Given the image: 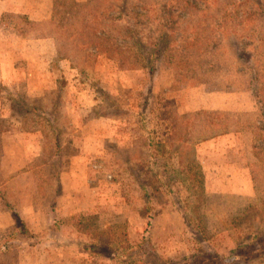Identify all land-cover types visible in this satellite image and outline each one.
Wrapping results in <instances>:
<instances>
[{
	"label": "rangeland",
	"instance_id": "374dc122",
	"mask_svg": "<svg viewBox=\"0 0 264 264\" xmlns=\"http://www.w3.org/2000/svg\"><path fill=\"white\" fill-rule=\"evenodd\" d=\"M124 3L0 0V264H264V0Z\"/></svg>",
	"mask_w": 264,
	"mask_h": 264
},
{
	"label": "trees",
	"instance_id": "16d2710c",
	"mask_svg": "<svg viewBox=\"0 0 264 264\" xmlns=\"http://www.w3.org/2000/svg\"><path fill=\"white\" fill-rule=\"evenodd\" d=\"M128 2L129 0H125V3L122 5L121 10L119 11V15H115V16H110L108 15V20H110V23L108 24V28L112 29V31L115 29V33L113 34L114 36L111 37V34L108 32V47H102L104 52L111 58H116L121 66H127V67H132V68H139L141 66L147 67L148 71L150 72L151 77L155 76L156 72H157V68L155 67L156 61L161 57V52H158V47H155L153 49H151L150 51H147L144 54V51H134V50H126L124 51L122 48V44L118 43L117 40H119L120 38L123 39H136L135 41L138 42V45H140V38H139V32H140V28L139 26L141 23V17L143 15H145V13L141 12V11H129L128 8ZM87 2H74V6L75 8L78 9H82L83 7L87 6ZM115 7V6H114ZM113 5H110V8H114ZM172 7H175L174 4H172ZM89 8V5L86 7ZM177 8V6H176ZM145 9H149L147 7H144ZM151 9V8H150ZM149 10H145V11H150ZM77 10V9H76ZM170 13H168L167 18H172L174 15H177L176 11L175 13L171 10H169ZM129 15V16H128ZM125 20V24L121 23L120 21ZM123 22V21H122ZM88 29L91 30L93 33L96 31V28H94L92 25H88ZM123 31V34H121ZM97 32V31H96ZM122 40V39H121ZM128 54V55H127ZM59 58L61 59V55H59ZM146 58L147 63L146 66L144 64V61H142V59ZM141 60L142 63L139 61ZM136 62V63H134ZM140 64L141 65H136V64ZM187 141V140H185ZM183 141V142H185ZM12 210V215L15 218V225L17 226V228L21 227L22 229L24 228V223L22 220H20L18 217V214ZM23 231V230H20ZM120 245L123 246V249H125V254H121V251H119L117 249V246L114 244L111 248L108 254L111 253V251L117 256H123L124 259H120L121 262H124L126 264L132 263L135 264L136 260L134 257V254L132 253V256L129 255L130 254V250H127V248H131V244L130 242L127 240L122 239V241L120 242ZM121 246H118L119 248H121ZM137 247H139V253L140 256H137L136 259L141 260L142 262L146 263V264H160L156 261H149L147 260V255L149 254L148 251L144 248V243L139 244ZM87 249V251H91L92 254H95L97 252H99V246H97V244H94L91 242V244L86 245L85 247ZM122 249V251H123ZM115 255V256H116ZM225 260H234L232 257L230 259L226 258ZM167 263V262H166ZM169 264H173V261H170ZM177 264H181L177 263Z\"/></svg>",
	"mask_w": 264,
	"mask_h": 264
}]
</instances>
